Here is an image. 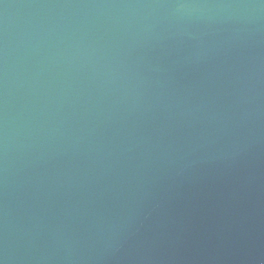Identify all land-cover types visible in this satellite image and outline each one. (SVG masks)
Listing matches in <instances>:
<instances>
[{"label": "water", "instance_id": "water-1", "mask_svg": "<svg viewBox=\"0 0 264 264\" xmlns=\"http://www.w3.org/2000/svg\"><path fill=\"white\" fill-rule=\"evenodd\" d=\"M0 264H264V0H0Z\"/></svg>", "mask_w": 264, "mask_h": 264}]
</instances>
